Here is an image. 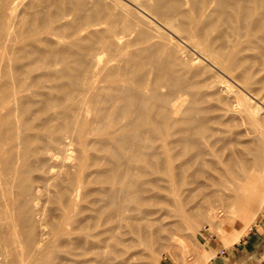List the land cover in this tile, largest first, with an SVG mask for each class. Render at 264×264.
Wrapping results in <instances>:
<instances>
[{
	"label": "bare ground",
	"instance_id": "6f19581e",
	"mask_svg": "<svg viewBox=\"0 0 264 264\" xmlns=\"http://www.w3.org/2000/svg\"><path fill=\"white\" fill-rule=\"evenodd\" d=\"M211 160L261 206L264 0H0V264H107L144 220L152 250L146 176Z\"/></svg>",
	"mask_w": 264,
	"mask_h": 264
},
{
	"label": "rangeland",
	"instance_id": "374dc122",
	"mask_svg": "<svg viewBox=\"0 0 264 264\" xmlns=\"http://www.w3.org/2000/svg\"><path fill=\"white\" fill-rule=\"evenodd\" d=\"M69 154L61 160H73L76 156L75 152ZM181 161L174 160V165ZM227 161L211 160L197 178L187 180H198L201 187L195 183L186 186L180 177L164 175L156 186L152 184V174L147 175L149 184L142 194L143 205L159 218L158 225L163 228L159 232L165 239L149 250L146 245L155 237L157 228H142L147 220L137 224L140 230L135 224H123L117 232L118 243L114 238L107 244V264H264V188H259L262 199L256 200L262 202L261 206H247L245 181L224 175ZM261 165L264 166V160ZM195 205L198 207L192 211ZM187 213L194 218L193 222H182ZM247 218L254 223L241 242L232 245L235 231ZM175 223H180V228L176 229Z\"/></svg>",
	"mask_w": 264,
	"mask_h": 264
}]
</instances>
